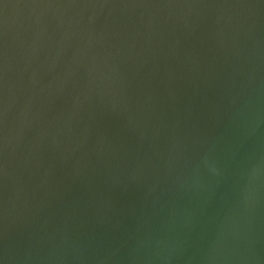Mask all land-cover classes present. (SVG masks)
I'll return each instance as SVG.
<instances>
[{"label": "water", "instance_id": "obj_1", "mask_svg": "<svg viewBox=\"0 0 264 264\" xmlns=\"http://www.w3.org/2000/svg\"><path fill=\"white\" fill-rule=\"evenodd\" d=\"M0 264H264V0H0Z\"/></svg>", "mask_w": 264, "mask_h": 264}]
</instances>
